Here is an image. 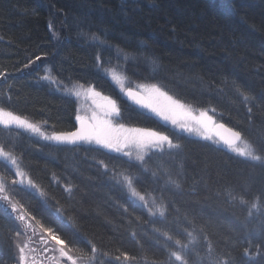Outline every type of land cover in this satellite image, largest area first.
I'll return each instance as SVG.
<instances>
[{
  "label": "trees",
  "instance_id": "1",
  "mask_svg": "<svg viewBox=\"0 0 264 264\" xmlns=\"http://www.w3.org/2000/svg\"><path fill=\"white\" fill-rule=\"evenodd\" d=\"M120 56L128 62L125 77L155 83L197 109L215 108L220 122L258 149L264 144V0H0V107L52 133L77 129L76 104L33 81L27 69L41 63L57 81L117 100L100 70ZM123 118L132 125L144 119L136 121L129 111ZM145 124L162 127L154 120ZM29 139L13 150L45 195L16 188L11 196L72 246L88 252L91 240L108 254L99 258L123 259L126 252L134 261L161 262L169 252L163 233L182 241V233L191 231L211 242L219 260L264 264V234L246 205L229 196L249 202L260 197L264 207V167L262 173L223 148L183 138L174 185L161 187L149 175L134 180L137 191L156 195L166 209L152 221L110 178L133 175L136 165L98 148ZM16 231L0 206V264H16ZM245 247L253 253L259 247L261 254L245 257Z\"/></svg>",
  "mask_w": 264,
  "mask_h": 264
},
{
  "label": "snow or ice",
  "instance_id": "2",
  "mask_svg": "<svg viewBox=\"0 0 264 264\" xmlns=\"http://www.w3.org/2000/svg\"><path fill=\"white\" fill-rule=\"evenodd\" d=\"M93 39H98V37L93 36ZM37 59L39 60L40 57H37ZM97 60H100L99 56ZM112 78L121 85L122 90H125L122 77L113 72ZM44 79H51V77L45 76ZM79 87L83 89V85ZM137 89V91H133L131 88H128L125 91L127 96L140 107L148 109L163 120L170 121L173 125L186 132L200 135L205 140H213V136L210 134L212 130L223 129L227 135H223L219 131H217L216 134L220 136V140L224 145L246 160L264 165V149H258L255 145L245 140L241 132L231 128H225L224 124H217L213 115H209V111L212 113L216 112L215 108L199 109V114L194 115L193 112L197 110L194 109L191 104L183 103L180 99L169 95L167 91L163 90V88L157 84H141L137 85ZM86 92H90L95 96L100 95L92 87L86 89ZM72 94L78 97L81 95V91H75L74 93L70 91L69 95ZM241 95H243L245 101L250 99V97L244 93H241ZM103 99L106 101V104L102 108V113L94 112L90 118L77 115L76 120L79 121L80 127L73 132H53L51 135H46L36 124L31 123L26 118H22L20 115L3 107H0V125L6 128L15 125L16 127L24 128L33 133H38L43 136L44 139L57 143L73 145L80 142L89 144L95 143L109 150L124 152V155L129 157L132 155V148H136L141 153L151 149H159L163 152L165 145H167L168 149L180 148V145L174 143L169 136L161 132L153 131L152 129L126 128L123 124L113 126L111 118L119 116L120 108L117 102L110 97H104ZM250 111L251 108H249V112ZM213 142L215 143L216 141L213 140ZM241 143L244 145L243 147L240 146ZM124 149L129 150L124 151ZM137 159L143 163L144 155H138ZM0 160L7 162L8 165L15 169L14 175L18 179H12V185L20 184L23 186L26 182L27 188L40 192L41 196L45 195L39 185H37L21 168L19 158L12 150H8L3 143H0ZM100 163L103 164V161ZM107 167L108 166L104 164L106 170ZM120 177L121 178L117 182L127 187L131 196L139 200L141 205L148 209L151 216H156L157 214L159 216L165 215L166 209L162 205L158 206L155 211L153 210V206L156 204L155 197H151L150 204V194L137 191L131 176L121 173ZM173 183L175 182L173 181ZM65 191L71 194L72 186L66 185ZM229 196L232 201L239 200L241 205L248 206L249 218L253 217L256 212H260L262 208L260 197L249 202L243 195L237 197L229 192ZM0 201H4L7 206L11 208V211L16 213L15 219L22 225V229L18 226V230L15 232V246L19 254V264H29V253L35 251V249L30 248V244L32 243V237L37 235V225H39L41 229L39 239L40 243L44 245V251H51L54 253L47 257L49 264H96L98 255H108L107 253L101 252L97 245L91 240L86 241V245L89 249L88 252H85L83 248L72 246L70 242H66L57 230H54L52 227H46L41 221L37 220L35 216L29 213L22 204L18 201H14L7 194L6 185L2 176H0ZM5 211H7V208H5ZM57 213L61 214L60 209H57ZM65 219L69 224L73 223L71 218ZM33 221H35V223H33ZM29 230H31V236L28 235ZM260 231L264 234V224L260 225ZM201 232H203V229H201ZM132 235L135 236V233L133 232ZM163 235L167 241L172 242L171 249L168 252L167 264H188L185 253L191 245L196 243V236L194 233L191 231L187 232V242H182L180 239L173 240V237L166 232L163 233ZM21 237H26V239L21 240ZM205 239L207 240V237H205ZM208 251L209 253L212 252L210 241L208 242ZM260 254L261 251L259 247H257L255 253H253L250 247H245L243 249V255L250 259L254 255L259 256ZM121 255L124 261L135 260V257L130 256L126 252L121 253ZM115 259L119 261L121 257L117 256ZM31 264H43V261L37 260L36 257H32ZM153 264H156V262L153 261ZM215 264H232V262L229 259L221 258L216 261Z\"/></svg>",
  "mask_w": 264,
  "mask_h": 264
},
{
  "label": "rangeland",
  "instance_id": "3",
  "mask_svg": "<svg viewBox=\"0 0 264 264\" xmlns=\"http://www.w3.org/2000/svg\"><path fill=\"white\" fill-rule=\"evenodd\" d=\"M120 57H122V58H118L116 62L113 61L112 66L104 69L103 70L104 72L102 70H100L101 73H103V76L106 79H109L110 82L113 84L114 88L116 89L117 100H115V101L117 102L119 108H120V105H122L121 101H128L129 100L131 102L130 98L126 94V91H125L126 89L131 88L133 91H137L138 90L137 85L155 84V83H152L150 81L135 80L131 76H130V79L125 77L123 75V73H125V69H128L127 68L128 62H127L126 58H124L123 56H120ZM113 72H115L118 76L122 77L125 90H122L121 85L119 83H117L116 80H114L112 78ZM26 74H28L33 79V81H37L38 83L46 84L52 91L72 99L76 104L77 115H80L82 117L90 118L94 112L102 113V108L106 104V101L103 99L104 97H106L105 95H102L99 93L100 94L99 96H95L90 92H86V89H88L89 87H86L83 85V89H81L79 86L82 84H79V83H75V82L74 83L73 82L64 83V82L57 81L51 76L48 68L44 67V65H42L41 63L36 64V66H35V64H33L31 67H29L27 69ZM45 76H49V77H51V79H44ZM132 83H137V84H132ZM70 91L73 93L75 91H81V95L78 97L74 94L69 95ZM193 108L197 110V111H194L193 114L198 115L199 109H197L195 107H193ZM143 114H145V116L150 117L153 120H155L162 127L155 128V127L150 126V124H145L144 122H141V121L139 122V120L138 121L136 120L138 125L129 124V120L127 121V120H124L122 118L121 112H120L118 117L114 116L111 119H112L113 126H118L120 124H123L126 128L152 129L153 131L161 132V133L169 136L173 140L174 143H178L183 138L184 139L185 138L196 139V140H199V141H202L205 143L215 145L219 148H223L226 151H228L229 153H231L237 157H241V158L245 159L244 157L239 156L235 152L231 151L228 147L221 146L220 143L214 137L213 130L210 134L213 136V140L216 141L215 143L213 142V140L203 139L200 135H198L196 133H189V132H186V131L178 128L177 126L173 125L170 121L163 120L161 117L157 116L155 113H152L148 109H146V111L143 112ZM209 115H213L217 124L221 123L219 120V115L217 113H212L211 111H209ZM36 125L39 126L41 128V130L46 135L52 134L50 129L45 124L36 123ZM163 129H164V131H162ZM10 135L13 136L14 139H16V140H11V142H9L8 137ZM21 135H27L30 137H34V138L39 139L43 142H48V143L53 142L51 140L44 139V137L38 133H33V132L26 130L24 128L16 127L15 125H13L11 127H7V128L4 127L3 125H0V143H3L8 150H12L14 152L13 149H15L16 144L21 139V138H19V137H21ZM77 145L101 149L105 152H108L110 154L121 157V158L133 163L134 165H136L137 166V172L135 174L130 175L128 173H123L125 175L131 176V178L133 180V184H134V180H136L138 177L141 178L143 175H149L152 180L158 181L160 183L161 187H165L167 185H174V183H173L174 180L172 177V171H173L172 168L175 166V160L177 159L179 149H175V148L174 149H168L167 145H165L163 152H161L159 149H151L149 151L141 153L136 148H132L131 149L132 155H131V157H129V156L124 155V152H116L114 150H109V149L103 148V147H101L95 143L89 144V143L83 142V143H79ZM240 146L243 147L244 145L241 143ZM260 149H264V144H262V147ZM128 150L129 149H124V151H128ZM14 154H15V152H14ZM141 154L144 155V162L143 163H141V161L137 159L138 155H141ZM19 163H20V159H19ZM20 166H21V163H20ZM21 168H22V166H21ZM106 171H108V170H106ZM14 173H15L14 168H12L10 165H8L7 162L0 160V176H2L4 178L7 194L11 198H12L11 192H15L16 188H22L24 190H28V191L34 193L35 195H37L39 198H43V196L40 195V192H38L34 189L27 188L26 182H25V185H23V186L20 184L12 185L11 180L14 178L18 179L17 177H15ZM120 173H110V178L112 180H114L115 182H117L121 178ZM118 184H120L125 189V191L129 195V197L135 203L140 205L142 208H144L148 212V209L143 207L139 200H137L135 197L131 196L130 191L127 187H125L122 183H118ZM152 196H154L156 199V204L153 206V210L155 211L158 206H161V201L159 198H157L156 195L150 194L149 195V203L150 204H151V197ZM0 205H2V207H4V208H7V211L14 218L15 222L17 223V230H18V226H19V228L22 229L21 223L15 219L16 213H13L11 211V208L8 207L4 201H0ZM246 207L248 208V206H246ZM148 214H149V212H148ZM162 217L163 216H159L158 214L156 216L150 215V218L152 221H156L157 219L160 220ZM251 218L254 221V222L252 221V224H254V226L256 225L257 229H260V225L264 224V210L261 209L260 212H256L253 215V217H251ZM256 227L253 228L255 231H257ZM36 231H37V235L32 237V243L30 244V248L35 249V251L29 253V264H31L32 257H36L37 260H42L43 264H49L47 257L53 255L54 253H52L51 251H48V252L44 251V245L40 243V239H39V235L41 233V229L39 226H36ZM28 235L29 236L32 235L31 230H29ZM182 235H183L182 241L187 242V239H188L187 238V232L182 233ZM194 235L196 236V243L191 245L190 248L185 253V258L187 259L188 264H215V262L218 261L219 259L216 258L212 252L209 253L207 242L197 233H194ZM20 239L24 240V239H26V237H21ZM15 243H16V237H14V240H13V247H14V256H15L16 264H19V254H18V251L16 249ZM167 243L169 245V250H170L172 242L167 241ZM96 264H149V263H144V262H140V261H124V259H120L119 261H117V260L112 261L110 259L99 258L97 256ZM165 264H167V261L165 262Z\"/></svg>",
  "mask_w": 264,
  "mask_h": 264
},
{
  "label": "bare ground",
  "instance_id": "4",
  "mask_svg": "<svg viewBox=\"0 0 264 264\" xmlns=\"http://www.w3.org/2000/svg\"><path fill=\"white\" fill-rule=\"evenodd\" d=\"M123 102V105H125V109H123L124 107H122V105H120V112L122 113V118H123V115L125 114V111H129L132 115H134V118L136 117V120H138V119H140V116H143L144 117V119H141L144 123L146 122V123H148V120L150 121V120H153L152 118H150V117H147V116H145V114H143V112H145L146 111V109L145 108H142V107H140L139 105H137V104H135L134 102H130L129 100L128 101H122ZM127 113V112H126ZM127 115H128V113H127ZM139 116V117H138ZM133 118V117H132ZM124 119V118H123ZM125 120V119H124ZM155 121V120H154ZM156 122V121H155ZM21 139H23L25 142L26 141H30V137L29 136H27V135H21V137H20ZM217 140V139H216ZM219 143H220V145L221 146H223L224 147V145L219 141V140H217ZM26 144V143H25ZM25 144L23 143V146H25ZM209 144V143H208ZM212 145V144H211ZM213 146H215V145H213ZM217 147V146H216ZM238 160H241V161H243V162H246V163H249V164H252L253 165V168H256V169H260V171L263 169V167H264V165H261V164H259V163H257V162H251V161H249V160H246V159H243V158H241V157H238L237 158ZM262 172V171H261ZM263 173V172H262ZM264 174V173H263ZM264 207L262 206V208L261 209H263ZM250 220L252 219V218H249ZM114 260H116V259H114ZM140 262H144V263H149V262H147V261H143V260H141ZM165 262L166 261H161V262H156V264H165ZM149 264H153V263H149Z\"/></svg>",
  "mask_w": 264,
  "mask_h": 264
},
{
  "label": "water",
  "instance_id": "5",
  "mask_svg": "<svg viewBox=\"0 0 264 264\" xmlns=\"http://www.w3.org/2000/svg\"><path fill=\"white\" fill-rule=\"evenodd\" d=\"M219 124H223V123H219ZM224 126H225V128H229L228 126H226L225 124H224ZM80 127V124H78V128ZM77 128V129H78ZM217 131H219L221 134H223V135H227V133L226 132H224V130L223 129H214L213 130V135H214V137L217 139V140H219L222 144H223V142L220 140V136L219 135H217L216 134V132ZM56 144H61V145H65V144H67V143H57V142H55ZM81 143V142H80ZM79 144V143H78ZM67 145H73V144H67ZM76 145V144H75ZM224 145V144H223ZM225 147H227L226 145H224Z\"/></svg>",
  "mask_w": 264,
  "mask_h": 264
}]
</instances>
